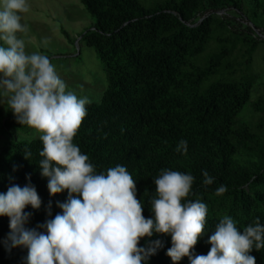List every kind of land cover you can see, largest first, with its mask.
<instances>
[{"label": "trees", "instance_id": "16d2710c", "mask_svg": "<svg viewBox=\"0 0 264 264\" xmlns=\"http://www.w3.org/2000/svg\"><path fill=\"white\" fill-rule=\"evenodd\" d=\"M252 1L260 6L259 0ZM80 2L93 19L81 39L102 62L107 85L99 102L86 105L73 143L88 155L96 173L125 166L136 181L143 215L151 219L154 179L160 172L194 176L186 200L199 199L208 209L194 255H207L209 237L224 215L241 232L257 218L264 225V95L251 100L255 78L242 74L259 39L237 32L219 14L229 8L240 11L241 0ZM62 34L69 39L66 31ZM246 106L259 114L257 119L238 118ZM1 118L9 140L0 152V193L13 184L34 186L41 207L24 209L31 213L25 227L46 234L38 225L62 214L58 204L67 201L68 191L50 195L48 178L39 167L42 141L14 138L13 131L21 136L28 126L19 124L8 107ZM181 140L187 141L186 154L175 150ZM26 151L31 152L28 159ZM203 171L214 178L212 185H203ZM221 185L227 191L218 196ZM9 232V218L0 216V264H26L27 248L6 250ZM155 240L163 246L143 264H173L166 255L170 235L154 232L138 246L147 248ZM250 255L256 264H264V248ZM178 264L190 261L184 257Z\"/></svg>", "mask_w": 264, "mask_h": 264}, {"label": "clouds", "instance_id": "9594fccd", "mask_svg": "<svg viewBox=\"0 0 264 264\" xmlns=\"http://www.w3.org/2000/svg\"><path fill=\"white\" fill-rule=\"evenodd\" d=\"M28 11L27 0H2L0 5V41L7 45L0 46V102L7 103L19 124L41 134V175L48 178L50 195L67 190L68 199L58 204L62 214L38 225L46 229L44 234L25 227L31 213L24 209L41 207L34 186L13 184L0 193V216L9 218L6 250L27 248L26 264H143L163 246L160 240L151 241L147 248L138 246L141 238L155 232L171 236L166 255L173 264L184 257L190 264H256L250 253L264 248L259 218L241 232L233 218L224 215L209 237L207 255H194L208 209L199 199L186 200L195 179L191 174L160 172L154 179L156 196L150 203L155 219H151L143 215L136 181L125 166L96 173L88 155L73 143L91 101L66 91L47 56L26 52L25 41L17 34L29 31L21 23V13ZM175 150L186 154L187 141L181 140ZM24 155L28 159L31 152ZM203 177L204 186L214 183L207 171ZM226 191L221 185L215 194Z\"/></svg>", "mask_w": 264, "mask_h": 264}, {"label": "rangeland", "instance_id": "374dc122", "mask_svg": "<svg viewBox=\"0 0 264 264\" xmlns=\"http://www.w3.org/2000/svg\"><path fill=\"white\" fill-rule=\"evenodd\" d=\"M256 7L252 0H241V10L229 8L219 11L237 32L251 34L257 41L251 61L244 65L242 74L253 76V97L264 95V0ZM29 11L21 13V23L29 27L27 35L17 34L24 39L26 52L47 56L55 66L57 74L66 84V91L77 97H87L91 102H99L106 89V73L95 50L81 39L82 33L93 25V19L84 9L80 0H27ZM2 5V0H0ZM253 30L248 31L247 27ZM66 31L69 39L64 37ZM0 46L7 45L0 41ZM255 91V92H254ZM250 103L247 104V106ZM244 107L238 118L254 121L259 114ZM6 102H0V152L9 140L3 129ZM16 139H32L41 134L28 126L26 134L12 132Z\"/></svg>", "mask_w": 264, "mask_h": 264}]
</instances>
